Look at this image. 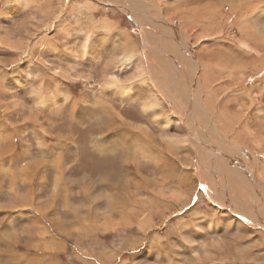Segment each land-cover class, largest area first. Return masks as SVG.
Wrapping results in <instances>:
<instances>
[{"label":"rangeland","instance_id":"374dc122","mask_svg":"<svg viewBox=\"0 0 264 264\" xmlns=\"http://www.w3.org/2000/svg\"><path fill=\"white\" fill-rule=\"evenodd\" d=\"M63 1L0 0V264H264V207H252L255 185L264 202V41L250 37L263 20H243L264 0H129L138 25L113 0ZM97 35L91 64L63 58L85 59ZM51 46L63 56L48 55ZM129 65L135 75L145 65L148 81L117 100L103 84ZM193 76V128L214 126L219 154L237 159L218 171L241 214L213 201L215 177L201 173L193 130L169 105V94L189 104Z\"/></svg>","mask_w":264,"mask_h":264},{"label":"bare ground","instance_id":"6f19581e","mask_svg":"<svg viewBox=\"0 0 264 264\" xmlns=\"http://www.w3.org/2000/svg\"><path fill=\"white\" fill-rule=\"evenodd\" d=\"M114 2L116 1V3L117 4H119L120 6H118L119 8H121L123 11H125V13L131 18V19H133V21H134V23L135 24H137V23H140L139 22V20H142L143 18L141 17V15H140V10H139V4H138V1H133L132 3H130L129 2V0H113ZM216 1H219V2H221V1H231V0H216ZM215 1V2H216ZM253 0H242L241 2H239V3H237L236 2V4H238L239 6L241 5V6H244L245 4H247V3H249V2H252ZM59 2L64 6L65 5V2L63 1V0H59ZM123 2H125V4H123ZM134 2H137V3H134ZM140 2V1H139ZM233 2H235L234 0H232L231 1V3H233ZM86 3H88L89 4V2H86ZM81 4V3H80ZM79 4V5H80ZM85 4V3H84ZM83 4V5H84ZM123 6H122V5ZM210 4H212V3H209V5L208 6H210V7H212V5H210ZM78 5V6H79ZM43 6H45V8H46V10H45V12L47 11V12H49V11H51V9H52V5L49 3V2H45L44 4H43ZM88 6H91L90 4L88 5ZM65 7V6H64ZM245 7V6H244ZM89 8V7H88ZM68 9H70V8H68ZM90 9V8H89ZM49 10V11H48ZM75 10H78V12H81V10H79V9H75ZM202 10V12H204V14L206 15L207 13H210V10L211 9H206V8H203V9H196V11L197 12H200ZM264 12V8H260L259 6H257V7H255L254 9H253V7H251V10H250V12H249V15L248 16H246V15H244V17H243V20L245 21H247V17H248V19L250 20V19H252V20H254V21H259V20H263V23L262 24H259V25H257L256 27L257 28H255V31L253 32V31H251V34H252V36L250 35V37L252 38V39H257L258 40V42H261L262 40L264 41V19H262V17L260 16V14L261 13H263ZM143 13H147V12H145L144 10H143ZM149 15V14H148ZM51 16V15H50ZM133 16V17H132ZM209 16H211V17H213V15H209ZM91 17V16H90ZM198 17H201V16H198ZM198 17H196L195 16V19H197ZM203 17V16H202ZM145 18V17H144ZM91 19H89V21H90ZM156 21V20H155ZM100 23V25L101 24H103V23H105L104 25H109V28H111V27H114L115 25H114V23H112L111 24V22H109L108 21V19H106V20H104V22H99ZM163 24H164V22H163ZM96 25V22L95 23H92V25L90 26V27H94V26ZM107 25V26H108ZM118 25V24H117ZM138 25V24H137ZM87 28H89V27H87ZM111 29H113V28H111ZM115 30H116V26H115ZM120 33H122L121 32V30H120ZM125 33V32H124ZM123 33V34H124ZM255 33H257V35H259L257 38H255V36L253 35V34H255ZM122 34V35H123ZM142 34L143 35H145L146 34V32L145 31H142ZM90 35V34H89ZM89 35L87 36V37H89ZM156 35L157 36H160L161 34L160 33H156ZM3 36V35H2ZM6 36V35H5ZM175 36V35H174ZM8 37V36H7ZM106 37V36H105ZM1 38V37H0ZM125 38V37H124ZM10 39H12V38H10ZM89 39V38H88ZM9 40V39H8ZM51 39H49V38H47V41H50ZM127 40L128 41H130L129 40V38H127ZM46 41V42H47ZM86 41H87V38H86ZM0 42H2V43H4V45H5V43H7L8 41H5V39L2 37V39H0ZM53 42V41H52ZM257 42V44H259ZM10 43V42H9ZM12 43V42H11ZM86 43H87V45H88V42H85L84 44L86 45ZM50 44V43H49ZM53 44V43H52ZM83 44V45H84ZM184 44H186V43H184ZM191 44V43H190ZM4 45H2V46H4ZM11 45V44H10ZM84 45V46H85ZM120 45H122V44H120ZM126 45V44H125ZM260 45V44H259ZM13 48H17V49H19L20 48V46H21V43L19 42V40H15L13 43H12V45H11ZM44 46V45H43ZM49 46V45H48ZM84 46L81 48V49H83L84 48ZM124 46V45H123ZM179 46V45H178ZM182 46V45H181ZM7 47V46H6ZM41 47V46H40ZM125 47V46H124ZM186 47V46H185ZM188 47V46H187ZM8 48H10V46L8 47ZM122 48V47H121ZM120 48V49H121ZM184 48V47H183ZM11 49V48H10ZM132 49H133V47H132ZM185 49V48H184ZM14 50V49H13ZM127 50V49H126ZM130 51V50H129ZM190 51V50H189ZM134 52V51H133ZM191 52V51H190ZM189 52V53H190ZM192 55V54H191ZM132 56H133V53L130 51V53H127L126 52V54H125V59L128 61V60H130V59H132ZM188 56V55H187ZM193 56V55H192ZM189 57H191V56H189ZM113 58V57H112ZM192 59V58H191ZM181 62V61H180ZM198 63V62H197ZM182 64V63H181ZM145 66V65H144ZM144 66H138L137 67V69L138 70H136V71H138V73L136 74V75H138L139 77H140V81L139 82H141V83H146L147 81H148V73H147V71H146V69H145V67ZM196 66V65H195ZM123 68V67H122ZM232 68V67H231ZM57 70H59V69H56V71ZM55 71V70H54ZM55 71V72H56ZM65 72V71H64ZM184 72V71H183ZM168 73V72H167ZM112 74L113 73H109L108 74V76L106 77V80H105V83L103 84L104 85V90L103 91H105V90H107V89H110V88H108V87H106V85H108V84H112L113 83V81H112V79H111V76H112ZM183 74V73H182ZM193 74H195V73H193ZM151 75V74H150ZM185 75V74H184ZM182 77V76H181ZM198 77V76H197ZM196 77V78H197ZM152 78V77H151ZM118 79H122V78H120V77H118ZM155 79V78H154ZM199 79V78H198ZM186 80V79H185ZM189 81L191 80L192 82H188V83H190L191 85L190 86H192V92L190 91V93H192L191 94V96H190V99H191V101L189 102V104H187V102L189 101L188 99V96L186 95V97H185V101H183L182 100V98H181V100H178L177 99V95L175 94H169V102H170V100L172 99L173 100V102H170V104L169 105H171V108H173L175 111H176V114H180V116H178L181 120L180 121H182L184 124H188V126H189V129L187 130V131H191V130H193L191 133V137H190V142H191V144L193 143V145L192 146H194L195 147V149H196V151H197V153H198V162H199V165H201V166H203V169L201 170V173H203V174H206V173H208V171L210 172V174H211V176H213V177H215L214 179H215V181L216 182H214L216 185H217V187L220 189V191H221V194H222V196H221V198H220V196L219 195H217V198H213V201L214 202H216V203H218V204H221V205H223V204H225L226 206H227V208H229V209H233L232 211H234V208H236V211L237 210H240L239 211V213L241 212V210L243 211V208L241 209V206H237V203H239L238 201V199L236 200V199H234L233 198V196L232 195H230L226 190H224L225 189V187H224V180H222L224 177H223V175L221 174V172H222V170H220L221 172L219 173V171H218V169H219V165L220 164H225V165H232V164H230V163H234L235 165H237L236 163H238V161H237V159H236V161H234V159L233 158H231L230 156H227V155H230L231 153H230V151L228 150V149H225L224 150V153H226V155H221V154H219V150H220V147L219 146H217V147H215L214 145H213V143L214 144H216V137L217 138H221L218 134H216L215 132H214V126H207V128H206V130H205V133H203V135H202V131H199V132H197L196 131V129L195 128H193V127H195L194 126V123L195 122H197V115H196V111L197 110H199V106H198V104H197V102H195L194 101V95H195V93H193V90L195 91L196 90V95L199 97V95H198V93H200L199 92V90H198V88H196L197 86H195L196 84L194 83V80H195V78H194V76H193V79L192 78H189L188 79ZM164 81V80H163ZM163 81L161 82V81H158V83L160 84L159 86V89H162V91H163V93H165L166 91H168V89H164L165 87H162V86H164V83H163ZM171 83V82H170ZM180 83H181V81H180ZM140 84V83H139ZM144 85V84H143ZM156 85V84H155ZM148 86H149V84H148ZM153 86V85H152ZM169 86V85H168ZM103 87V86H102ZM154 87V86H153ZM157 89V88H156ZM165 90V92H164V90ZM170 89V88H169ZM110 90H113V89H110ZM188 90V89H187ZM201 90V89H200ZM203 90V89H202ZM201 90V91H202ZM102 91V90H101ZM102 91V92H103ZM152 93H153V91H152ZM187 93V92H186ZM202 93V92H201ZM153 94H155V92L153 93ZM158 94H159V92H158ZM196 96V97H197ZM70 97V96H69ZM72 97V96H71ZM156 97V96H155ZM196 97H195V100L197 101V99H199L198 97H197V99H196ZM159 98H161V96L159 97ZM178 98H179V96H178ZM51 99V98H50ZM39 100V99H38ZM47 100V99H46ZM161 100V99H160ZM159 100V101H160ZM100 101H101V99H100ZM100 101H99V103H100ZM200 101V100H199ZM40 102V101H39ZM45 102H47V101H45ZM45 102H44V100H41V105H43V104H45ZM156 102V101H155ZM160 102H162V101H160ZM37 104V103H36ZM153 104V103H152ZM162 104V103H161ZM186 104V106H185V108H184V105ZM158 105V104H157ZM155 106V105H154ZM152 105L150 104V102H149V100H148V98L147 99H145L144 100V103H143V108H144V110L147 112L148 110H150V109H152ZM110 108V107H109ZM112 108V107H111ZM149 108V109H148ZM157 109V108H156ZM163 109V108H162ZM187 111V118L185 117V118H182V116L183 115H181L184 111ZM217 110V109H216ZM160 111V110H159ZM202 111V110H201ZM113 112H115V111H113ZM144 112V111H143ZM200 112V111H199ZM109 113V112H108ZM107 113V114H108ZM110 113H111V111H110ZM148 113V112H147ZM112 114V113H111ZM114 115V114H113ZM155 116V115H154ZM220 116V115H219ZM107 117V116H106ZM223 117V116H222ZM115 118L116 117H114L113 118V116L112 115H108V120H111V121H115ZM201 118V117H200ZM107 119V118H106ZM207 119V118H206ZM179 120V119H178ZM157 122H158V120H157ZM160 122V121H159ZM166 122H168V121H166ZM205 122V121H204ZM216 124V123H215ZM170 125V124H169ZM171 126V125H170ZM101 128H103L104 130H105V128L102 126ZM186 128V127H185ZM188 128V127H187ZM186 128V129H187ZM197 128V127H196ZM142 129V128H141ZM117 130V129H116ZM168 130V129H167ZM236 131V130H235ZM219 132V131H218ZM240 134V133H239ZM137 135V134H136ZM135 135V136H136ZM233 135V134H232ZM146 136H148V135H146ZM208 137V138H206L207 139V141H205L206 139L204 138V137ZM128 138H129V136H128ZM139 138V137H138ZM175 138V137H174ZM231 138H232V136H231ZM132 139H133V137H132ZM151 139V138H150ZM187 139V138H186ZM234 139V138H233ZM140 140H142V141H144L145 139H140ZM175 141V140H174ZM188 141V140H187ZM217 141H218V139H217ZM122 142V141H121ZM123 142H124V140H123ZM122 142V143H123ZM140 142V141H139ZM190 142H189V144H190ZM126 144H127V142H125ZM141 143V142H140ZM143 143V142H142ZM150 143V142H149ZM219 143V142H218ZM234 143V142H233ZM114 144H115V147L117 148V151H118V148H120L119 146H117L119 143H118V141L115 139V141H114ZM154 144V143H153ZM204 144V145H203ZM220 144V143H219ZM218 144V145H219ZM141 145V144H140ZM143 145V144H142ZM151 145H152V143H151ZM205 145H208V146H210V148H211V150H207V149H205L204 148V146ZM221 145V144H220ZM133 146V145H132ZM143 147H144V145H143ZM151 147H153V146H151ZM127 148V147H126ZM130 148V147H129ZM189 148V147H188ZM209 148V147H208ZM123 149V148H122ZM147 150V149H146ZM160 150V149H159ZM227 150V151H226ZM232 150V149H231ZM127 151H129V150H127ZM131 151H132V149H131ZM235 151V150H234ZM163 152V151H162ZM118 153V152H117ZM115 154V153H114ZM126 154V153H125ZM155 154V153H154ZM129 155V154H128ZM233 155V154H232ZM127 156V155H126ZM165 156V155H164ZM133 157V156H132ZM142 157L143 158H148L149 159V156H147V155H145V154H143L142 155ZM165 157H167V156H165ZM168 158V157H167ZM167 158H164V159H167ZM169 159V158H168ZM154 161V160H153ZM152 162V161H151ZM150 162V163H151ZM181 164V163H180ZM202 164H204V165H202ZM173 165V164H172ZM208 165V168L206 167ZM234 165V166H235ZM233 166V167H234ZM239 166V165H238ZM242 166V169H248L245 165H241ZM232 167V166H231ZM232 167V168H233ZM231 168V169H232ZM235 170V169H234ZM239 172V171H238ZM237 172V173H238ZM223 173V172H222ZM240 173V172H239ZM224 174V173H223ZM236 174V173H235ZM255 174V173H254ZM170 175V174H169ZM244 175V174H243ZM212 177V178H213ZM167 180V179H166ZM237 180V179H236ZM260 180V179H259ZM259 182V181H258ZM258 182H257V184H258ZM260 183V182H259ZM261 184H258V185H255V187L254 188H256V190L257 191H255V190H253V192L256 194L255 196L253 195V198H252V207L254 208V211H255V215L256 214H258V213H262V207H264V202L262 201V199H260L259 198V196H258V194H259V186H260ZM261 188V187H260ZM217 191V190H216ZM252 191V190H251ZM218 193V192H217ZM256 202H258V204H256ZM229 204H233V205H229ZM236 205V206H235ZM216 206V205H215ZM251 211V210H250ZM253 211V210H252ZM125 212V211H124ZM235 212V211H234ZM126 213V212H125ZM241 214V213H240ZM244 214H246V213H244ZM244 214H242L241 216L243 217L242 219L243 220H245L246 221V219L248 220V221H250V219H252L251 217H250V219H249V217L247 216H244ZM248 214H250V215H254V214H252L251 212H248ZM262 214H264V212L262 213ZM261 215V214H260ZM263 216V215H262ZM246 218V219H245ZM253 220V219H252ZM107 221H109V220H107ZM257 220H255V222H256ZM110 223V222H109ZM262 223L263 224H260L259 225V223L258 224H256L257 226H259V227H261V228H264V221H262ZM250 225H252V224H250ZM253 226V225H252ZM4 239V238H3Z\"/></svg>","mask_w":264,"mask_h":264},{"label":"snow or ice","instance_id":"6c2138e0","mask_svg":"<svg viewBox=\"0 0 264 264\" xmlns=\"http://www.w3.org/2000/svg\"><path fill=\"white\" fill-rule=\"evenodd\" d=\"M61 39H68L67 35H62ZM75 39V37H73ZM100 36L97 35L95 39L91 42V45H85L84 51L86 53V58L83 60H74L72 56H63V53L57 51L54 46L49 47L48 55L55 56V55H61L64 59L70 60L75 63H82L84 65H89L93 62V58L97 55L96 48L99 44ZM71 42V41H70ZM111 45L105 46L102 51L106 52L108 51V48H110ZM46 63V62H45ZM132 67L133 65H129L126 69L120 70V69H114L113 74L111 76V79L113 81L112 84L106 85V87L113 89V91L108 92V95L114 96L117 100L121 98L131 99L133 96H137L140 94L141 90L136 87V85L140 81V77L138 75H135L132 73ZM57 75H59V70H57ZM118 77H125L124 79H118ZM77 79H82L81 77H77ZM130 94V95H129ZM77 115H80L78 112ZM102 132L104 131L103 128L100 129ZM119 132H113L109 134L105 140L104 143H107L108 141L114 139L116 136H119ZM195 203V201H193ZM154 258V257H150ZM160 264H166L165 259H161Z\"/></svg>","mask_w":264,"mask_h":264},{"label":"crops","instance_id":"0c3cea01","mask_svg":"<svg viewBox=\"0 0 264 264\" xmlns=\"http://www.w3.org/2000/svg\"><path fill=\"white\" fill-rule=\"evenodd\" d=\"M231 205H233V204H231ZM236 206V205H235ZM53 261H56V262H58L57 260H55V259H53Z\"/></svg>","mask_w":264,"mask_h":264}]
</instances>
